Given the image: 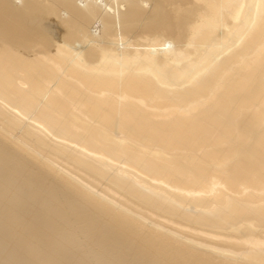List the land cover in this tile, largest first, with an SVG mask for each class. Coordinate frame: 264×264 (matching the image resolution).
<instances>
[{
	"label": "bare ground",
	"instance_id": "1",
	"mask_svg": "<svg viewBox=\"0 0 264 264\" xmlns=\"http://www.w3.org/2000/svg\"><path fill=\"white\" fill-rule=\"evenodd\" d=\"M262 76L264 0H0V264H264Z\"/></svg>",
	"mask_w": 264,
	"mask_h": 264
},
{
	"label": "rangeland",
	"instance_id": "2",
	"mask_svg": "<svg viewBox=\"0 0 264 264\" xmlns=\"http://www.w3.org/2000/svg\"><path fill=\"white\" fill-rule=\"evenodd\" d=\"M18 1V0H17ZM98 25V23L96 24ZM231 25V24H229ZM57 25L53 24L50 26V28H52L53 30H57ZM61 33V29L57 30L55 32L54 35L58 36ZM217 36L218 37H229L231 36V33L228 32V29L226 27H221L217 30ZM234 36L232 35V38ZM59 38V36H58ZM248 52H244L243 56H247ZM241 66H237V71L238 73H241L239 71H241ZM251 90L258 91L260 90V93L262 96H264V76L262 77H257L256 81L254 83H252V87ZM234 95L236 97H239L241 95L240 90L236 91L234 93ZM264 110V106L260 105V104H252L251 106V112L255 113L258 111H262ZM258 128L260 129H264V122H260V124H258ZM232 140H227L226 142L223 143H218L216 144L217 147H220L222 149H225L229 146V144L231 143ZM239 140L237 139L236 142H238ZM245 144V142H242ZM204 158H209L208 156L204 157ZM213 159L211 160H207V161H201V163L203 164V166L207 169V170H213L212 166H213ZM98 173V172H97ZM112 172H105V174H103V177L105 179H109V177L111 176ZM101 177V176H100ZM98 175L97 176H90L91 179H93L94 181L98 182V183H102V180H100V178ZM102 185V184H101ZM130 190V189H129ZM101 190H99L98 187H94L93 188V192H100ZM115 193H117L121 199H123L124 201H126V203H122L119 202L120 205L124 206V208H126L127 210H129L130 212H132L133 214L139 215L142 218H144L145 220H148V222L155 224V225H160L158 222H156L154 220V218H159V221L161 220V218H165L167 219V215L164 213L167 210V207L169 206L168 203H164V202H159V201H152L150 199L147 198H143L139 195H133V197L130 196V194L128 193V188L124 189V191L122 190H114ZM110 199H113L112 197L109 196ZM166 216V217H164ZM158 220V219H157ZM162 221V220H161ZM169 222V221H168ZM169 224V225H168ZM168 224H166V226H164V228L167 231H172V232H176L178 234L184 235V236H189L190 234L188 233H184L186 232H190L192 235L194 233L193 236H196L195 230H189L186 229L185 226L179 225L178 223H174V222H169ZM222 227H224L228 232L223 235V236H209L207 234H198V239L200 238V240H194V242L200 246V248H207L210 250H220V249H225V253H229L230 255H232L233 257L237 258L239 261L244 257L247 256L246 254H248L251 250L250 247H247L241 240V234H244V232H251L256 234L258 232L257 228L252 226L250 223L246 222V223H234V222H228L226 224H224ZM241 228L243 230H241ZM202 233V232H201ZM191 235V236H192ZM201 235V236H200ZM197 237V236H196ZM207 239H213L215 240V242L212 243V241H208ZM230 243V244H229ZM228 249H230V252L228 251ZM264 251V248H263Z\"/></svg>",
	"mask_w": 264,
	"mask_h": 264
}]
</instances>
